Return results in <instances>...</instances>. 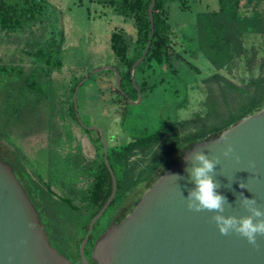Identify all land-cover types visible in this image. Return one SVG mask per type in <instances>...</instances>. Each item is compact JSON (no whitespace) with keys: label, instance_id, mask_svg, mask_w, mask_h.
Masks as SVG:
<instances>
[{"label":"rangeland","instance_id":"374dc122","mask_svg":"<svg viewBox=\"0 0 264 264\" xmlns=\"http://www.w3.org/2000/svg\"><path fill=\"white\" fill-rule=\"evenodd\" d=\"M104 1L47 0L48 7L23 29H0V62L21 66L25 70L41 66L53 88L52 101L40 104L35 121L23 128L11 127L7 130V137L0 140V155L6 160L13 159L15 167H23L34 181L31 194L40 202L36 208L41 223L50 243L64 255L71 251L77 253L78 243L84 238L92 220L89 221L93 212L89 205V191L104 154L100 135L98 137L96 131L86 133L85 127L103 131L108 150H121L140 135L145 137L182 121L203 118L207 107L211 110L215 102L208 100L207 90L210 87L220 110L227 113L251 94H246L248 82L264 78V67L261 65L264 61V39L260 36L247 35L243 38L248 59L252 58V49L256 54L251 68L248 69L249 60L240 58L230 71L216 70L198 51L196 42L184 41V38H196L197 15L217 11L218 0L167 2L165 10L171 26L170 60L161 66L149 61L137 67L134 80L138 89L144 84L143 91H140V97L137 93L136 97L126 101L121 89L116 88L113 71L92 74L107 66L126 74V62L134 57L137 39L134 19L119 15L114 8L105 6ZM240 8L245 16L264 15V3L256 0H242ZM113 33L121 34L128 43L124 59L116 57L111 50ZM57 45H60L62 66L50 70L38 59V51L42 50L46 59ZM215 75L219 77L215 78ZM88 76L89 79L77 92L79 124L72 113V90ZM226 82L234 84L237 89L229 94V105L222 106L221 97H218L221 88L231 89ZM221 122L222 119L216 118L211 111L205 124L198 121L184 129L176 127L157 149L160 151L171 146L169 139L172 136H178L181 149L196 141L204 130L216 129ZM185 136L186 144L183 141ZM46 148L48 150L42 153L41 150ZM152 158L142 159L140 155L131 158L137 182L140 181L137 174L147 170ZM147 186L146 181L141 180L124 199L117 195L114 205L95 224L92 240H96L118 210L123 215L128 213ZM89 247L90 243L86 251Z\"/></svg>","mask_w":264,"mask_h":264},{"label":"water","instance_id":"95a60500","mask_svg":"<svg viewBox=\"0 0 264 264\" xmlns=\"http://www.w3.org/2000/svg\"><path fill=\"white\" fill-rule=\"evenodd\" d=\"M154 5L152 0L148 10L151 32L145 51L130 73L139 97L134 71L144 61L152 42ZM107 70L114 72L116 88L120 90L116 68L107 66L92 74ZM89 76L78 84L73 94L74 114L79 124L77 92ZM84 129L100 135L103 161L112 186L110 196L90 221L79 245L80 264H264V235L257 236L256 245L235 232L222 235L213 220L215 213L191 210L186 200L194 187L186 169L192 167L193 152L203 151L209 158L219 160L214 179L219 192L231 205L226 207V216L249 215L240 203L242 196H254L264 210V104L228 129L186 144L167 158L162 168L159 166L146 181L148 186L133 202L131 210L125 215L118 210L97 238L90 262L85 249L95 224L116 196L117 180L108 162V142L103 131L96 127ZM221 137L225 139L220 141ZM229 145L233 152L224 156ZM14 167L13 159L6 160L0 155V264H72L50 243L37 208ZM241 183L245 188L239 187Z\"/></svg>","mask_w":264,"mask_h":264},{"label":"trees","instance_id":"16d2710c","mask_svg":"<svg viewBox=\"0 0 264 264\" xmlns=\"http://www.w3.org/2000/svg\"><path fill=\"white\" fill-rule=\"evenodd\" d=\"M175 1L183 2L184 0H155L152 11L154 34L148 54L142 63L153 61L161 66L169 62L172 52L170 49L171 26L167 19L165 5L167 2ZM241 1L218 0L217 11L197 15L196 38H184V41L190 42L191 44L196 42L198 51L202 53L216 70L227 69L230 71L240 58H246V60L250 61L248 67L250 69L256 54L254 49H252V58L248 59V51L243 45V38L247 35H256L264 39V15H242L240 12ZM256 1L264 3V0ZM103 4L107 7L114 8L121 16H131L135 22L137 39L133 51L134 57L132 60L126 62L128 68L126 74L119 73L120 88L124 96L126 95V101H128L137 96L134 84L130 78V73L132 66L144 53L150 36L151 22L148 16V10L152 4V0H106ZM48 5L47 0H0V29L4 31L23 29L36 17L40 16ZM110 44L114 55L119 59H124L128 50V43L122 35L113 33L110 38ZM38 52V59L44 62L48 69L61 68L62 64L59 60L60 45L53 48L51 50V56L46 59L42 54V50ZM261 63L264 67V61ZM44 74L45 72L41 66L25 70L21 66L6 65L0 62V140L7 137V130L9 128H23L28 123L35 121L39 116L40 104L45 101H52L53 88L50 86L49 77L47 75L44 76ZM214 77L219 76L215 75ZM223 81L226 80L223 79ZM226 83L231 89L229 91L224 86L221 88L218 97H221L222 106L229 105V94L237 89V86H234V84ZM136 85L138 86L137 83ZM141 85L143 86L144 84L142 83ZM142 86L139 87L141 92L143 91ZM247 89L246 94H248L247 92H251V94L245 97L238 107L232 106L231 110L226 113L220 110L219 103L212 97L214 92L210 87L207 90L209 94L208 100L213 99L215 102H213V108L211 107V110L207 107L208 110L203 118L197 117L189 121H182L178 124L158 129V131L145 135V137L140 135L134 139V142L123 147L121 150H108V162L117 180L116 196L120 194L121 199H124L125 195L141 180L147 181L166 157H172L176 153H173L174 150L179 149L181 146L179 145L178 136H172L169 139L171 146L168 148L161 149L160 151L157 149L163 143L167 134L172 132L176 127L179 126L184 129L198 121H204L205 124L212 111L215 117L222 119L223 122L216 129L204 130V134L197 137V140H200L216 131L220 132L228 129L239 120L259 111L264 104V78L248 82ZM74 91L75 89L72 90V94ZM117 92L119 91L117 90ZM72 113L75 116L74 105L72 106ZM85 131L87 133L88 130ZM183 141L184 144L187 143V136L183 137ZM99 143H101L100 138ZM136 155H140L142 159L150 156L153 157L147 170L137 174V179L140 180L139 182L134 179V168L130 164L131 158ZM101 161V165L94 173V183L89 191V205L93 208L89 221L102 208L111 193V177L104 164L103 155ZM14 168L19 179L25 184L33 204L37 206L40 202L38 198H34L31 194L34 181L25 173L23 167ZM114 200L110 206L114 205ZM82 239L79 241L78 246ZM76 252L78 254V248Z\"/></svg>","mask_w":264,"mask_h":264},{"label":"clouds","instance_id":"9594fccd","mask_svg":"<svg viewBox=\"0 0 264 264\" xmlns=\"http://www.w3.org/2000/svg\"><path fill=\"white\" fill-rule=\"evenodd\" d=\"M225 137H221L223 141ZM233 152L231 145L224 151L223 155L228 156ZM192 167L186 169L189 173L194 187L188 192L186 200L189 209L194 211H209L215 213L213 220L222 235L231 232L238 233L247 239L250 244L256 245L257 236L264 235V210L258 205L255 197L242 196L241 205L249 215L236 217L225 215L226 207H229L227 197L219 192V184L214 179L218 158H209L203 151H195L192 154ZM179 178L178 175H172ZM240 188H245L243 183Z\"/></svg>","mask_w":264,"mask_h":264},{"label":"flooded vegetation","instance_id":"af4514ba","mask_svg":"<svg viewBox=\"0 0 264 264\" xmlns=\"http://www.w3.org/2000/svg\"><path fill=\"white\" fill-rule=\"evenodd\" d=\"M126 96V95H125ZM125 96H124V98H125ZM112 220H110V222H111ZM109 222V223H110ZM109 223H108V225H109ZM107 225V226H108ZM107 226L103 229V230H101V232H100V234H99V236L103 233V231L107 228ZM98 236V237H99ZM97 237V238H98ZM97 238H96V240H97ZM83 240V239H82ZM96 240H92V238H91V236H90V239H89V242H88V244L90 243V247H89V250H87L86 251V249H85V256L87 257V260L90 262V253H91V249H92V247H93V245H94V243H95V241ZM87 244V245H88ZM87 247V246H86ZM61 253V252H60ZM62 254V253H61ZM64 257H66L69 261H71V263L72 264H80V258H79V252H78V254H75V253H73L72 251H71V253L69 252V254L68 255H64V254H62Z\"/></svg>","mask_w":264,"mask_h":264},{"label":"crops","instance_id":"0c3cea01","mask_svg":"<svg viewBox=\"0 0 264 264\" xmlns=\"http://www.w3.org/2000/svg\"><path fill=\"white\" fill-rule=\"evenodd\" d=\"M47 150H48V148H46V150L44 149V150H41V151H42V153H43V152H46ZM40 156H41V153H40V155H39V158H40ZM28 161H29V160L27 159V162H28ZM25 162H26V160H25ZM35 168H37V169H38V168H39V166H36V165H35Z\"/></svg>","mask_w":264,"mask_h":264}]
</instances>
